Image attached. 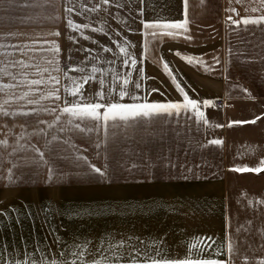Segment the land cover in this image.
<instances>
[{
    "label": "snow or ice",
    "instance_id": "6c2138e0",
    "mask_svg": "<svg viewBox=\"0 0 264 264\" xmlns=\"http://www.w3.org/2000/svg\"><path fill=\"white\" fill-rule=\"evenodd\" d=\"M229 19H231L229 17ZM264 21V16H261L258 20H248L244 19V24H256ZM143 24L144 29H160V30H180L183 29L184 31H187L186 24L187 20L182 21H175V22H156V23H145L141 21ZM69 24H72V21H69ZM75 28H79L80 25H73ZM84 27H87L85 25ZM164 34H167L169 36L175 35L177 33H174L173 31H166ZM58 35V33H57ZM152 35H156L155 32L152 33ZM127 43V41H126ZM105 51H110V49H105ZM119 51L123 53L124 55L128 56L129 59H124L123 64L125 66H128L131 62L132 66H135L137 64V60L132 58L131 53L127 51V49L124 46H120ZM189 63H192V61L195 59L193 57H187L186 58ZM202 63V61L200 62ZM166 73L169 75H172L168 71V65H164ZM96 69H93V72H95ZM142 71V69H141ZM128 75H131V73H128ZM83 80V84L80 82L73 80V87L69 90V94L72 97H78V99H74L73 101L69 102L67 99L64 101L65 107L63 108V111L65 113H68L70 116L77 118L81 121H93L96 122V127H101V121L103 122V125H107L109 121H123L128 122L130 120L140 118V117H152L154 115H160V114H171V110L173 109H179L181 108L180 104L177 103H149V102H139L140 97L137 95H130L126 88L121 87L119 90V98L120 100H123L124 97L130 96V99L134 102L130 103H123L119 100H116L115 97H112L111 94H94L91 99L85 98L83 95L84 91V85L89 82L92 77L89 75H84L81 77ZM173 82H175V77H172ZM33 83H39V81H33ZM103 83V81H101ZM129 83L128 79L123 80V84L127 85ZM177 90L182 94L183 100H184V108H187L189 105L192 106L193 109H197V117L200 119H203L204 113L200 112L198 110L197 101L195 99H189V96L185 92L184 88H182L179 84L175 85ZM137 89L140 88V84L137 83L135 85ZM155 91V90H153ZM96 95L100 96V101L98 102L96 100ZM57 99H60L59 96L56 97ZM211 101L204 100L203 106L205 108L209 107L211 105ZM70 104V106H69ZM255 121H236V122H230L229 127L232 126L233 123H254ZM204 123L207 124L208 121L205 119ZM75 128H79L80 125H74ZM88 131H92V128H88ZM211 144H219V140H212L210 141ZM77 159H83L82 157H77ZM91 171L95 174H98L99 176L103 177L104 172H102L101 169L95 168L94 166H90ZM237 171H261L260 168L256 169H237ZM123 242H120L116 245V247L122 246ZM28 254L25 253V256ZM120 259L119 257H114L111 261L106 260L104 257H100L99 260L94 259L91 264H117V260ZM129 261L130 264H222V262L217 261L215 259H172L163 257L162 254L157 256L156 258H152L148 256L147 254L142 257H136L134 258L131 254L129 255ZM16 264H29L28 261L23 262H16ZM31 264H44L43 257L40 261H32ZM48 264H56V261H49ZM66 264V262H64ZM75 264H88L87 261L78 260L75 262Z\"/></svg>",
    "mask_w": 264,
    "mask_h": 264
}]
</instances>
